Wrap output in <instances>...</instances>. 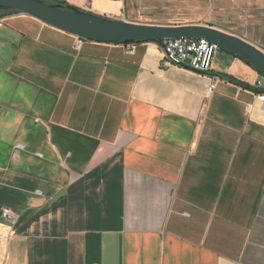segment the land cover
I'll list each match as a JSON object with an SVG mask.
<instances>
[{
	"label": "crops",
	"instance_id": "obj_1",
	"mask_svg": "<svg viewBox=\"0 0 264 264\" xmlns=\"http://www.w3.org/2000/svg\"><path fill=\"white\" fill-rule=\"evenodd\" d=\"M172 1L160 24L136 4L129 18L124 0H72L264 52V0ZM0 20V207L16 218H0V264H264L255 69L218 49L200 75L166 66L158 43L128 54L28 15Z\"/></svg>",
	"mask_w": 264,
	"mask_h": 264
},
{
	"label": "water",
	"instance_id": "obj_2",
	"mask_svg": "<svg viewBox=\"0 0 264 264\" xmlns=\"http://www.w3.org/2000/svg\"><path fill=\"white\" fill-rule=\"evenodd\" d=\"M0 11L28 15L79 39L96 43L162 44L169 40H206L249 64L264 79V52L239 37L208 26L136 24L72 5L39 0H0Z\"/></svg>",
	"mask_w": 264,
	"mask_h": 264
},
{
	"label": "built area",
	"instance_id": "obj_3",
	"mask_svg": "<svg viewBox=\"0 0 264 264\" xmlns=\"http://www.w3.org/2000/svg\"><path fill=\"white\" fill-rule=\"evenodd\" d=\"M2 21L0 20V28ZM138 44H125V51L128 54H134ZM163 54V61L166 66L185 67L200 75H209L212 71V62L218 47L211 45L206 40H169L160 44ZM264 80V79H263ZM219 78L217 76L210 77L209 91L216 89ZM256 87L262 89L257 94V99L264 107V81L257 82ZM0 218L4 221L14 223L16 218L14 214L7 208L0 207Z\"/></svg>",
	"mask_w": 264,
	"mask_h": 264
},
{
	"label": "rangeland",
	"instance_id": "obj_4",
	"mask_svg": "<svg viewBox=\"0 0 264 264\" xmlns=\"http://www.w3.org/2000/svg\"><path fill=\"white\" fill-rule=\"evenodd\" d=\"M65 1L68 3V5L77 7L76 5L73 4L72 0H65ZM124 1L126 3L125 13L128 14L129 18L131 17V9H133L132 4L133 5L136 4L138 5L137 8L140 14H147V13L150 14L147 17L145 16L146 17L144 18L145 21L149 23L162 22L160 24L167 22L165 19V15L168 14L169 12H165V11L171 7L170 2H173L172 0H124ZM223 55L225 54L218 51L214 56L215 58L213 60V65H215L216 59H219L221 62L223 60V58H221Z\"/></svg>",
	"mask_w": 264,
	"mask_h": 264
},
{
	"label": "trees",
	"instance_id": "obj_5",
	"mask_svg": "<svg viewBox=\"0 0 264 264\" xmlns=\"http://www.w3.org/2000/svg\"><path fill=\"white\" fill-rule=\"evenodd\" d=\"M39 1H46V2H49V3H52V4L68 5V3L66 1H64V0H39ZM0 14L1 15H5V14H17V13L0 11ZM231 81L234 82V83L243 85L240 82L234 81L233 79H231Z\"/></svg>",
	"mask_w": 264,
	"mask_h": 264
}]
</instances>
